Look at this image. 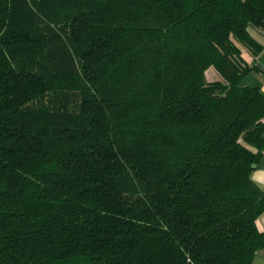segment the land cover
<instances>
[{
  "label": "trees",
  "instance_id": "16d2710c",
  "mask_svg": "<svg viewBox=\"0 0 264 264\" xmlns=\"http://www.w3.org/2000/svg\"><path fill=\"white\" fill-rule=\"evenodd\" d=\"M255 28L264 0H0V264H252Z\"/></svg>",
  "mask_w": 264,
  "mask_h": 264
},
{
  "label": "crops",
  "instance_id": "0c3cea01",
  "mask_svg": "<svg viewBox=\"0 0 264 264\" xmlns=\"http://www.w3.org/2000/svg\"><path fill=\"white\" fill-rule=\"evenodd\" d=\"M257 37L260 40L262 39L260 34H257ZM246 58L248 60L251 59L249 55H246ZM254 64L256 68L246 74L242 82L248 85H259L264 92V47L255 57ZM252 178L264 189V143L262 146V155L252 170ZM256 225L259 230L264 231V211L256 219ZM252 264H264V245L256 251Z\"/></svg>",
  "mask_w": 264,
  "mask_h": 264
},
{
  "label": "rangeland",
  "instance_id": "374dc122",
  "mask_svg": "<svg viewBox=\"0 0 264 264\" xmlns=\"http://www.w3.org/2000/svg\"><path fill=\"white\" fill-rule=\"evenodd\" d=\"M255 30L261 35L264 34V32L261 29H259V28H255ZM205 75H206L207 80H212V79H215V78L216 79H220L221 78L219 73L217 71H215V69L213 67H209L206 70Z\"/></svg>",
  "mask_w": 264,
  "mask_h": 264
},
{
  "label": "water",
  "instance_id": "95a60500",
  "mask_svg": "<svg viewBox=\"0 0 264 264\" xmlns=\"http://www.w3.org/2000/svg\"><path fill=\"white\" fill-rule=\"evenodd\" d=\"M254 166V165H253Z\"/></svg>",
  "mask_w": 264,
  "mask_h": 264
}]
</instances>
